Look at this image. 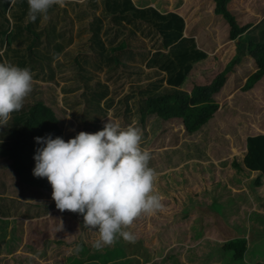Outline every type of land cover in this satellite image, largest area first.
<instances>
[{"label": "trees", "instance_id": "1", "mask_svg": "<svg viewBox=\"0 0 264 264\" xmlns=\"http://www.w3.org/2000/svg\"><path fill=\"white\" fill-rule=\"evenodd\" d=\"M229 2L210 0L211 11L202 4L194 17L187 14L186 18L162 11L161 4L68 0L64 7L54 5L46 17L38 16L33 22L27 0H0V49H4L0 63L29 67L34 73L33 91L23 108L0 126V168L6 175H15L24 196L12 194L5 179H0V218L33 219L56 208L50 182L33 175L34 155L43 146L35 137L51 133L53 138L65 139V126L72 123L95 133L108 118L124 128L138 122L146 126L154 115L165 129L171 128L168 138L163 136L155 148L170 147L166 153L170 167L193 159H218L238 148L243 167L257 172L255 184L262 186L264 99L258 98L264 97V0L252 6L253 13L263 14L261 18L252 16L247 21L241 10L238 18V12L228 8ZM195 19L200 20L195 23ZM222 32L226 36L219 38ZM228 41L236 54L224 69L210 82H196L187 90L186 82L199 65L211 58L219 61L216 53H210ZM62 67H68V79L79 86L60 85L65 79ZM38 81L55 82L60 90L50 86L51 95L44 99ZM72 95L76 96L71 99ZM243 107L257 109L248 117ZM216 131L229 132L234 140L219 142ZM155 149L148 151L152 155ZM36 197L40 200L33 201ZM248 248L244 236L224 244L234 264H244ZM249 264H264V260Z\"/></svg>", "mask_w": 264, "mask_h": 264}, {"label": "rangeland", "instance_id": "2", "mask_svg": "<svg viewBox=\"0 0 264 264\" xmlns=\"http://www.w3.org/2000/svg\"><path fill=\"white\" fill-rule=\"evenodd\" d=\"M134 1L140 5L154 3V6L160 7L161 4L162 11H175L185 17L187 14L194 17V11L199 10L202 4L210 11L212 7L210 0ZM255 2L230 0L228 8L234 12L241 10L244 21L252 16L261 18L263 14L253 13ZM201 15L204 16V13ZM237 17L240 18L241 13L238 12ZM220 18L223 26L227 27V22ZM195 20L198 23L200 19ZM218 31H221L219 27ZM225 36V32L218 35L219 38ZM3 50L0 49V55ZM218 54L219 61L211 58L203 64L205 71L212 73V79L236 54L233 42L220 45ZM61 69L65 79L60 85L79 86L78 81L73 83V79H68L71 75L68 67ZM57 78H60L59 74ZM193 84L192 79L187 80L185 88L190 90ZM50 86L57 85L55 82L37 83V88L44 91L41 95L44 99L51 95ZM58 89L60 86H57ZM73 96L76 95L70 98L73 99ZM258 99L260 101L264 97ZM261 106L264 108V104ZM244 109L249 117L257 108ZM66 118L68 121L69 115ZM146 122V126L139 122L131 126L141 129L143 149H155L163 136L168 138L171 128L165 129L160 121L154 119V115L149 116ZM64 131L65 141L80 131L92 133L81 130L76 123L66 125ZM215 134L219 142L229 138L234 140L229 132L216 131ZM194 137L199 138V135ZM168 150L170 147L155 149L151 155L153 163L149 162V166L158 173L154 187L162 196L164 208L153 214H142L126 229L136 236L135 243L120 238L113 246L96 250L92 243L98 233L83 227V216L70 211L60 212L55 208L47 215L33 219L25 216L0 218V264H234V257L224 249V244L236 236L247 238L249 248L244 264L264 260V184L257 186V172L243 167L242 151L234 148L218 159H193L170 167L166 160ZM234 163L241 167H236ZM0 179H5L12 194L24 197L16 185L15 175L8 172L6 175V170L0 168ZM39 200L38 197L33 199ZM187 206H190L189 210L185 209ZM62 223L63 230L58 231ZM77 246L80 248L78 252Z\"/></svg>", "mask_w": 264, "mask_h": 264}, {"label": "clouds", "instance_id": "3", "mask_svg": "<svg viewBox=\"0 0 264 264\" xmlns=\"http://www.w3.org/2000/svg\"><path fill=\"white\" fill-rule=\"evenodd\" d=\"M67 2L27 0L28 17L34 22L38 16L46 17L52 6L64 7ZM33 78L29 67L0 63V126L23 108L33 91ZM142 138L138 127L122 128L109 118L101 130L80 131L67 141L51 133L35 137L43 146L34 155L33 175L50 182L60 212L81 214L83 227L98 233L92 243L96 250L113 246L120 238L135 243L136 236L126 229L142 214L164 208L154 187L158 173L149 166L152 156L141 147ZM62 230L63 223L58 231Z\"/></svg>", "mask_w": 264, "mask_h": 264}, {"label": "crops", "instance_id": "4", "mask_svg": "<svg viewBox=\"0 0 264 264\" xmlns=\"http://www.w3.org/2000/svg\"><path fill=\"white\" fill-rule=\"evenodd\" d=\"M137 5H140L139 3H137V2H135ZM148 3H146V4H144V5H147ZM152 5H155L154 3H152ZM228 42H230V41H228ZM228 42H226V43H228ZM232 42V41H231ZM226 43H224V44H226ZM223 44V45H224ZM214 53H216L217 55H219L218 53H219V48H218V50L217 51H215V52H213V54ZM211 54V53H210ZM206 64V63H205ZM198 69V70H197ZM196 70H195V73H193V76H192V81H193V83H200V81H201V83H204L205 81H208V82H210L211 81V79H212V76L211 75H207V72H210V71H205L206 69L205 68H203V64H200L199 65V67L197 68ZM211 69V68H210ZM209 69V70H210ZM207 77V78H206ZM252 172H255V171H252Z\"/></svg>", "mask_w": 264, "mask_h": 264}]
</instances>
